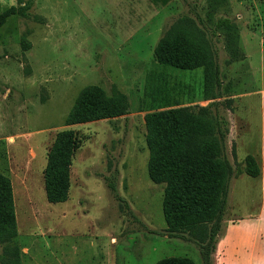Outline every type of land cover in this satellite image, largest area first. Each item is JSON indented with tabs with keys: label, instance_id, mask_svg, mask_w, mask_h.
<instances>
[{
	"label": "rangeland",
	"instance_id": "rangeland-1",
	"mask_svg": "<svg viewBox=\"0 0 264 264\" xmlns=\"http://www.w3.org/2000/svg\"><path fill=\"white\" fill-rule=\"evenodd\" d=\"M11 6L24 16L0 29V173L11 182L16 236L0 244V264H156L171 257L202 264L187 234L167 230L166 185L148 177L146 120L167 110L195 117L204 108L213 116L217 102L234 168L218 239L223 258L227 241L228 263H220L264 264V0H0V10ZM217 17L231 18L234 30L213 36ZM180 18L193 20L213 51L219 88L206 86L202 68L156 61L155 47ZM87 86L124 95V113L66 126ZM66 130L79 141L68 198L50 204L43 175L57 133ZM247 156L259 167L255 179L243 173Z\"/></svg>",
	"mask_w": 264,
	"mask_h": 264
},
{
	"label": "trees",
	"instance_id": "trees-1",
	"mask_svg": "<svg viewBox=\"0 0 264 264\" xmlns=\"http://www.w3.org/2000/svg\"><path fill=\"white\" fill-rule=\"evenodd\" d=\"M25 7V6H24ZM27 9V8H26ZM24 9L13 6L0 10V29L6 20L22 15ZM196 23L201 21L196 16ZM231 18L217 17L213 36L231 33ZM156 61L181 71L202 68L204 82L220 87V70L213 51L202 33L188 18L176 20L164 33L154 50ZM208 115L201 108L187 116V110H167L147 116L146 143L149 148L148 177L153 183L165 184L162 214L170 237L184 239L187 234L197 244L202 264H213L218 238L228 207L230 181L234 168L227 154L228 120L218 113ZM127 103L124 95L108 97L99 87L82 89L71 108L66 126L87 124L121 116ZM78 139L72 130L57 133L47 157L43 175L45 197L50 204L66 202L69 192L70 166ZM243 173L257 178L259 167L253 157L244 160ZM112 197L119 198L114 183L105 179ZM16 226L10 180L0 173V244L15 238ZM13 264H19L15 259ZM156 264H195L186 257H171Z\"/></svg>",
	"mask_w": 264,
	"mask_h": 264
},
{
	"label": "crops",
	"instance_id": "crops-1",
	"mask_svg": "<svg viewBox=\"0 0 264 264\" xmlns=\"http://www.w3.org/2000/svg\"><path fill=\"white\" fill-rule=\"evenodd\" d=\"M228 233V232H227ZM227 233H226V235H225V237L227 236ZM220 238V237H219ZM218 238V239H219ZM227 238V237H226ZM225 238V239H226ZM220 243L221 242H217V245H216V249H215V252H214V256L213 257H215V261L219 264L220 263V260L222 261V262H227L228 263V259H227V257H228V255H229V251H228V245H227V241L225 240V243L224 244H226V246H225V248H227V249H225V253H224V258H223V256H219V253L220 252H222V250H220L221 248H219V247H221L220 246ZM223 245V244H222ZM220 255H221V253H220ZM222 262L220 263V264H222Z\"/></svg>",
	"mask_w": 264,
	"mask_h": 264
}]
</instances>
